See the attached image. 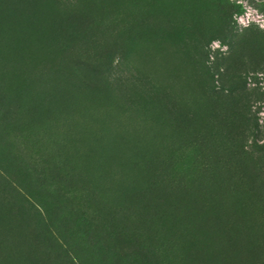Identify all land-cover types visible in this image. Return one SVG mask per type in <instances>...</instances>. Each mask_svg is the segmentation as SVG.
Masks as SVG:
<instances>
[{
	"label": "rangeland",
	"instance_id": "1",
	"mask_svg": "<svg viewBox=\"0 0 264 264\" xmlns=\"http://www.w3.org/2000/svg\"><path fill=\"white\" fill-rule=\"evenodd\" d=\"M0 264H264V0H0Z\"/></svg>",
	"mask_w": 264,
	"mask_h": 264
}]
</instances>
